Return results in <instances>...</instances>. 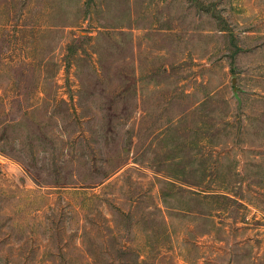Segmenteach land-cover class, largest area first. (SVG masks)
<instances>
[{
    "label": "rangeland",
    "instance_id": "374dc122",
    "mask_svg": "<svg viewBox=\"0 0 264 264\" xmlns=\"http://www.w3.org/2000/svg\"><path fill=\"white\" fill-rule=\"evenodd\" d=\"M0 264H264V0H0Z\"/></svg>",
    "mask_w": 264,
    "mask_h": 264
}]
</instances>
